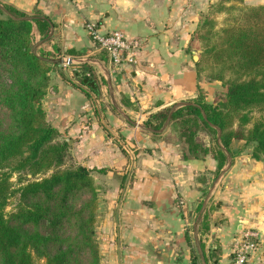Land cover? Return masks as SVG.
I'll use <instances>...</instances> for the list:
<instances>
[{
	"label": "crops",
	"instance_id": "1",
	"mask_svg": "<svg viewBox=\"0 0 264 264\" xmlns=\"http://www.w3.org/2000/svg\"><path fill=\"white\" fill-rule=\"evenodd\" d=\"M216 1L2 0L49 17L34 48L70 63L50 72L42 104L71 154L105 176L101 264H230L247 230L258 246L246 264H264V160L238 151L218 173L213 152L191 154L171 128L154 136L145 125L200 94L214 103L221 82L198 77L194 33ZM112 31L141 40L135 61L116 66L100 48L97 33ZM78 65L96 87L74 75Z\"/></svg>",
	"mask_w": 264,
	"mask_h": 264
},
{
	"label": "trees",
	"instance_id": "2",
	"mask_svg": "<svg viewBox=\"0 0 264 264\" xmlns=\"http://www.w3.org/2000/svg\"><path fill=\"white\" fill-rule=\"evenodd\" d=\"M223 10L231 13L230 23L212 31V14ZM35 30L42 40L48 39L51 19L0 1V105L7 111V121L0 119V264H41L42 260L43 264H100L92 169L65 165L71 146L47 121L42 104L50 72L59 66L49 59L57 54L33 51ZM194 38L202 50L196 62L198 77L203 74L209 80L223 81L227 102L214 105L200 94L173 111L171 129L189 153L213 152L218 173L228 163V154L238 152L232 147L236 140L252 145V157L264 160V121L248 127L250 112L264 108V4L246 7L218 0L202 16ZM203 57H216V61L206 67ZM221 65L247 77L223 74ZM75 67L74 75L81 81L83 77L95 80L79 65ZM217 69L221 71L214 73ZM2 74L10 83L2 81ZM171 109L145 122L156 131L152 135H159ZM204 130L214 138L209 146L198 135ZM13 175L21 183L18 188L11 180ZM17 194L18 208L8 216L6 208ZM81 198L84 204L77 208ZM202 229L207 231L209 226L203 223Z\"/></svg>",
	"mask_w": 264,
	"mask_h": 264
},
{
	"label": "rangeland",
	"instance_id": "3",
	"mask_svg": "<svg viewBox=\"0 0 264 264\" xmlns=\"http://www.w3.org/2000/svg\"><path fill=\"white\" fill-rule=\"evenodd\" d=\"M0 1L2 2V0H0ZM231 1H233V3L230 4ZM2 3H4V2H2ZM232 4L237 5V6H246V7L259 5V4H255L254 2H252V0H227V5H232ZM212 17H214V25H213V28L211 29L212 31L219 30L221 27L225 26L227 23H230V21H231V13L227 12L226 10H223L219 14L214 13V14H212ZM206 31H207V29H206ZM34 43H35V39H33V47L35 46ZM195 45H197V44H195ZM34 51L37 53L48 52L45 49H39L37 51V46H36V48H34ZM201 51L196 55L197 57H200ZM197 59L199 60V58H197ZM203 61H204V66H206V64H207L208 66H206V67H210V65H212V63L214 61H216V57L205 58V60L203 57ZM63 63L70 64L68 62L67 58H64ZM221 67L223 68V74L230 75V73H233V74H235L237 76H241L243 78L247 77L245 74H239L238 72H236L235 68H231L229 66H224V65H221ZM202 70H203L202 71L203 73L205 70L207 72L209 71L208 68H206L205 70L204 69H202ZM219 71H221V70L217 69L214 71V73H219ZM69 74H70V72H69ZM202 76H203V74H202ZM2 79H3L2 81L4 83L6 81H7L6 84L10 83L9 78L6 75L5 76L3 75ZM217 81H219V80H217ZM219 82H221V84L217 85V87H216V89H219V91L217 90L218 92L214 93V100H213L214 103H212L214 105H220V104H224L227 102V97H226L227 85H225L223 83V81H219ZM205 100H207V99H205ZM249 116H250V121H249L248 127L253 126V124L258 122V121H264V108L252 110L250 112ZM6 117H7L6 109L0 105V119H4V121L5 120L7 121ZM235 121H237V120H235ZM169 128H171L170 122L166 126V129L164 130V132L167 131ZM161 131H162V129H161ZM198 135H199L200 139L205 142V144L207 143L208 139L209 140L214 139L213 136L211 134H209L207 130L201 131ZM210 142H212V141H210ZM232 147L236 151H248V150L252 151V145H246L244 140L234 141L232 144ZM71 151H72V149H71ZM71 151H70V155H68V157H67L65 165H67V166H73V165L76 166L79 164L84 165L81 160H79L78 158H76V156L71 154ZM225 167L228 168V165H226ZM91 174H92L93 179H94V184L96 186V193H97V208H96L94 229L96 232V239H97V242L99 244V254H100V264H101V253H100L101 251H100V240H99V238H100V236H99V219H100V214L102 213L103 193H106V190L104 191V186L102 183V180L104 181L105 176L97 174L93 170H92ZM11 180L13 181L15 188H18L21 185V183H18V176L17 175H13ZM18 196H19V194H17L16 196H14L10 199V203L8 204V206L6 208V212H7L8 216H10L12 212H15L17 210L18 207H16V206L18 203ZM88 198H89V196H87L86 199H88ZM83 204H84V199L81 198L79 201H77L76 206H77V208H81L83 206ZM43 263H44V260L41 261V264H43Z\"/></svg>",
	"mask_w": 264,
	"mask_h": 264
},
{
	"label": "built area",
	"instance_id": "4",
	"mask_svg": "<svg viewBox=\"0 0 264 264\" xmlns=\"http://www.w3.org/2000/svg\"><path fill=\"white\" fill-rule=\"evenodd\" d=\"M96 39L100 48L108 53L116 66L135 61L142 47L140 39L128 38L121 31H112L101 35L97 33ZM257 246L258 233L247 230L230 264H246Z\"/></svg>",
	"mask_w": 264,
	"mask_h": 264
},
{
	"label": "water",
	"instance_id": "5",
	"mask_svg": "<svg viewBox=\"0 0 264 264\" xmlns=\"http://www.w3.org/2000/svg\"><path fill=\"white\" fill-rule=\"evenodd\" d=\"M1 7L5 10V8H4L2 5H1ZM26 18H28V19H32L33 17H32V16H29V17H26ZM33 51H34V47H33ZM196 58H198V57L196 56ZM49 60H50L52 63H61V62H64V58H50ZM85 82L88 83L89 86H91V87H96V84H95L94 81H89V80L85 79ZM184 104H187V103H183V104H180V105H184ZM176 108H178V107H174L173 109H171V111H170V113H169V116H168V119H167L165 125L163 126V128H165V127L169 124L170 119H171V115H172L173 111H174ZM148 129H149L150 131H152V132H156L154 129H151V128H148ZM162 130H163V129H162ZM157 132H160V130L157 131ZM69 142H70V141H69ZM228 157H229V165H231V156H230L229 154H228Z\"/></svg>",
	"mask_w": 264,
	"mask_h": 264
}]
</instances>
